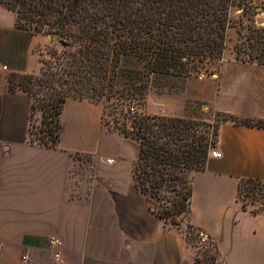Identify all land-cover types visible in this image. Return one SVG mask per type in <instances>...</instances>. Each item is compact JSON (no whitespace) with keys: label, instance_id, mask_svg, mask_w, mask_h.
I'll use <instances>...</instances> for the list:
<instances>
[{"label":"crops","instance_id":"1","mask_svg":"<svg viewBox=\"0 0 264 264\" xmlns=\"http://www.w3.org/2000/svg\"><path fill=\"white\" fill-rule=\"evenodd\" d=\"M38 43L47 47L54 39L16 27L15 13L0 6V264H195L197 250L185 231L158 217L135 185L138 141L106 129L102 104L68 97L58 144L28 141L32 99L21 89L10 91L8 77L39 71ZM230 65L228 87L216 94L151 90L147 110L155 101L153 114L185 116L189 94L209 107L207 121L216 111L264 119V65L235 59ZM117 135L137 145L123 182L99 174L96 165L98 158L121 161L101 153ZM214 149L219 156L209 155L205 168L191 174L186 223L208 233L222 264H264V212L243 210L237 199L240 178L264 179V127L224 121ZM89 156L95 173L80 179L75 166Z\"/></svg>","mask_w":264,"mask_h":264},{"label":"trees","instance_id":"2","mask_svg":"<svg viewBox=\"0 0 264 264\" xmlns=\"http://www.w3.org/2000/svg\"><path fill=\"white\" fill-rule=\"evenodd\" d=\"M251 1V0H250ZM247 0H0L15 13L16 27L51 34L61 44L41 60L37 73L18 75L8 89L31 96L28 141L55 147L61 135V112L68 97L98 101L116 93L142 104L151 75L187 77L198 64L217 62L234 25L233 6L256 9ZM255 11V10H254ZM233 44L234 58L264 65V24L241 20ZM136 60L141 66L129 67ZM208 74L213 73L210 69ZM140 101V102H139ZM41 111L43 126L33 117ZM127 112L129 110L127 109ZM120 133L138 141L133 167L135 185L155 214L173 224L188 213L192 172L205 168L224 121L264 127V119L240 118L216 111L212 121L163 114H135ZM261 198V206L248 208ZM237 199L243 210L264 212V179H239ZM216 247V246H215ZM217 249V248H216Z\"/></svg>","mask_w":264,"mask_h":264},{"label":"rangeland","instance_id":"3","mask_svg":"<svg viewBox=\"0 0 264 264\" xmlns=\"http://www.w3.org/2000/svg\"><path fill=\"white\" fill-rule=\"evenodd\" d=\"M247 1V0H246ZM251 5L256 6V9H246L243 10V7H237L233 6L230 11V17L234 25L228 27L226 32V46L222 54V58L218 60L217 62L209 63H202L198 64L196 68H193L191 70V73L187 77H174V76H167V75H151V78L149 80V87L147 89V94L149 91L159 92V93H179L183 92V90L186 88L188 93L190 95L196 94L199 90H206L207 92H210L212 95L219 92V88H225L228 87V78L234 71L231 67L232 59L234 58L233 53V44L237 39V27L239 24V21L241 20L244 24L249 22H254L256 24H264V0H248ZM255 10V11H254ZM45 35V34H43ZM52 36L51 34H49ZM48 37V35H46ZM51 38L54 39V43H49L47 47L42 46L41 43H38L36 50L39 53V59L42 60L43 58H50L51 57V50L53 48L61 49V44L52 36ZM223 61H226L224 65H221ZM28 65L29 67L35 66V60L33 56L28 57ZM129 67L137 68L141 65L136 60H131L127 63ZM221 66V67H220ZM212 69L213 73L208 74V70ZM220 70V75H219ZM14 74L19 73H10L9 78H11L14 82V84H17L21 78L18 77V75L14 76ZM220 76L219 79H209L204 81H199L201 79H205L209 76ZM20 89L18 87L15 88V90ZM146 97L142 104H139L137 100L130 99L126 96H120L117 93L109 98L103 97L102 99L98 101H93L92 99H88L92 102H97L102 104L103 111H102V121L109 131H115L120 134V129L123 127V125H130L131 120L133 118V115L130 113L135 112V114H153L151 112L154 111L155 107V101L152 103H149L151 106L149 110L146 108ZM186 95L187 102H186V109L187 114L185 118L189 119H195V120H206L212 113L209 107L206 105L205 102L193 99ZM87 99V98H85ZM140 102V101H139ZM134 107V111L127 112V109L129 110V107ZM175 107V108H174ZM172 107L171 109H178L177 105ZM174 111V110H173ZM178 111V110H176ZM41 111L37 110L35 112V115L33 117V121L35 126H43L41 124ZM136 142L131 139L124 138L121 135L114 136L110 138L106 143L105 147H103L101 153L104 156H109L112 158H115L118 160V157H120V160L117 164H106L102 162L98 158L97 165V171L99 174H103L104 176L108 177L113 182H123L127 174L129 172V159L133 156V152L136 148ZM89 160V161H88ZM89 167V175L87 174ZM113 167H118V170H112ZM75 172L78 176V178H84L89 176V178L93 175L94 172L93 169V159L91 156L84 157L83 161H78L77 165L75 166ZM95 173V172H94ZM259 194H255L256 199L254 201V204H250V197H247L245 199L246 203H248V208H258L261 206V198H259ZM240 202V201H239ZM151 206L158 207V204L156 202H151ZM176 216L175 218L179 222L177 228L183 229L185 231L186 237L188 242L196 247V256H195V264H222L219 253L215 247V244L213 242H204L201 243L198 240V230L193 228L191 225H188L186 223L185 217H187V213Z\"/></svg>","mask_w":264,"mask_h":264},{"label":"built area","instance_id":"4","mask_svg":"<svg viewBox=\"0 0 264 264\" xmlns=\"http://www.w3.org/2000/svg\"><path fill=\"white\" fill-rule=\"evenodd\" d=\"M129 111L133 112L134 111V107L130 106L129 107ZM209 155L211 156H219V152H217L214 148H212L210 151H209ZM110 161V160H108ZM198 241L201 242V243H204V242H208L209 241V235L207 232L203 231V230H199L198 231Z\"/></svg>","mask_w":264,"mask_h":264},{"label":"water","instance_id":"5","mask_svg":"<svg viewBox=\"0 0 264 264\" xmlns=\"http://www.w3.org/2000/svg\"><path fill=\"white\" fill-rule=\"evenodd\" d=\"M49 38H51L52 36L48 35Z\"/></svg>","mask_w":264,"mask_h":264}]
</instances>
